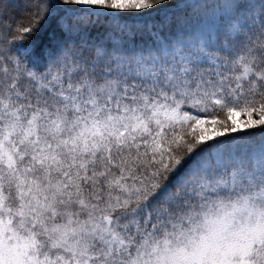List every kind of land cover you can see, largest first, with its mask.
Here are the masks:
<instances>
[{"label": "snow or ice", "instance_id": "1", "mask_svg": "<svg viewBox=\"0 0 264 264\" xmlns=\"http://www.w3.org/2000/svg\"><path fill=\"white\" fill-rule=\"evenodd\" d=\"M0 264H264V0H0Z\"/></svg>", "mask_w": 264, "mask_h": 264}]
</instances>
